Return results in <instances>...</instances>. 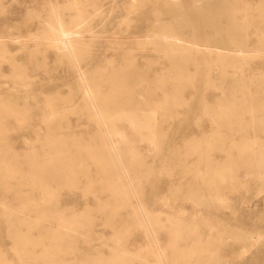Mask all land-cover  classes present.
I'll return each mask as SVG.
<instances>
[{"label": "bare ground", "instance_id": "obj_1", "mask_svg": "<svg viewBox=\"0 0 264 264\" xmlns=\"http://www.w3.org/2000/svg\"><path fill=\"white\" fill-rule=\"evenodd\" d=\"M116 1L109 0V6L115 5ZM186 4L184 0H164V11L172 14L174 22L178 23L176 25L167 22L161 15V10L154 4L151 10L155 15V20L151 23L153 26L146 33L142 30L144 34H142V38L138 39L139 43L149 44L159 54L168 56L167 69L162 67L158 75L150 81H148L143 70H136L141 77L137 81L134 77L128 76L124 69H112L110 73L103 76L104 79L110 81L111 86L107 93L102 94L98 89V84L89 83L81 64L85 46L90 43L87 40H95L96 35H98L91 25V15L96 14L102 5L96 0H67L64 4L54 1L48 3L46 15L42 21L44 28L38 33H32L29 38L35 41L39 52L47 53V50L51 49L58 64L67 63L78 74L81 80L78 88L82 90V103L76 109L86 111L87 119L94 121L103 128L100 135L105 137V140L94 138L93 134L89 133L63 134L58 132L57 130L69 126V124L62 123L64 113L55 107L56 102H50V105L54 106V113L46 125L50 130L47 142L52 145V149L47 153L44 162L37 159L35 154L19 157L9 148H4L2 132L0 131V200L3 202L2 215L8 218L7 223L2 227L11 239L10 247L20 256L22 264H29L30 261L35 260H41L47 264H65L64 256L68 254H75L78 257V260L72 264H115L118 259L128 261L134 256L131 252L119 247L120 237L113 239L112 247L116 249L113 260L104 258L102 253L94 256L79 249L78 241L80 238L88 242V228L85 227V224L90 222L87 220L88 213L68 212L66 208L61 207L60 198L61 196H71L70 190L79 189L81 185H84L81 187L84 194H99L105 190L110 192L100 207V210L103 211L109 208L105 212V222L110 226L115 227L117 225V217L122 214V209L126 211L127 220L130 219L145 226L153 237L158 250L155 263L178 264L169 258L157 240L156 228L159 225L162 226L161 219L152 217L141 203L133 206L131 210L127 209L126 187L134 190V178L139 177L140 174L148 175L150 166L145 162L136 145L128 144L125 141L118 144L114 141L113 136L117 133V130H114L116 127L113 123L115 119H129L139 130L138 134H142L140 129L145 128L147 130L146 135L152 138L160 148L161 137L164 136V133L159 128L158 120L161 119L166 122L173 116L174 108L177 105L190 104L191 107L202 108L203 113L209 114L219 127L225 129L224 133L221 131L202 133L200 140H190L183 149L171 151L173 156L200 153L208 159L206 163L208 170L206 171H200L197 166H186L180 160L176 165L180 175H190L194 178L193 183L206 185L210 189L209 196L207 195L208 200L220 199L218 190L222 185L233 188L238 183L249 182L264 176V141H260V146L254 148L247 140L234 139L231 132L234 126H238L246 132L249 130L264 133V83L260 84L254 80L248 84H241L240 82L236 92L226 93L224 91L223 99L210 101L203 98L198 103L194 100L189 101L179 91L183 85H195V77L191 71L196 73L198 68L193 70L190 68L203 60L210 63L218 61L221 65L222 75H225L232 69H246L247 65L257 62L256 60L261 55L264 56L262 47L254 48L241 43L243 34L257 23V19H254L252 4L244 0H190L188 6ZM89 7L92 8V11L89 10ZM121 12L123 11L121 10ZM224 13L227 16L226 19L221 17ZM182 23L191 24L192 30L186 32L181 29ZM208 27H213V31H210ZM87 35L90 38L87 37V39ZM7 38L12 40L14 36L0 33V57H7ZM165 70L177 73L184 71L188 75H180L184 82L175 85L174 90L172 89L170 93L164 90V100L152 105L149 100L151 90L149 91L148 88H164ZM262 74L264 75V71ZM144 81L147 82L143 83ZM251 85H254L259 91L251 92ZM238 92L240 95L237 94ZM69 102L71 101L61 100L59 103ZM2 113H11L17 116L22 113L21 103L0 97V118ZM139 113L144 114L145 121L141 120ZM193 118L194 123L192 124L197 126L200 117L195 116ZM181 130L179 128V131ZM227 144L239 152V162L236 165L227 162H213L211 159V152L215 147L226 149ZM226 151L229 149L227 148ZM171 164L168 165L170 171L173 169ZM258 168L263 170L258 171ZM193 192L195 191L192 189L188 190V194ZM194 196L197 199L200 198L198 195ZM202 197L204 198V196ZM116 200L119 201L118 204L113 203ZM54 220H56L55 223H53ZM168 221L175 237H178L183 227L191 228V232L196 235L202 233L200 225L196 223L184 225L175 217H169ZM22 222L27 224L28 230L26 232L20 228L19 224ZM34 229L38 231L36 236L32 233ZM140 246L139 249L142 247ZM195 251L197 258L193 262L194 264H226L225 260L217 253V245L212 239L203 242L198 239ZM191 263L186 259L183 264ZM0 264H9L1 247Z\"/></svg>", "mask_w": 264, "mask_h": 264}, {"label": "rangeland", "instance_id": "obj_2", "mask_svg": "<svg viewBox=\"0 0 264 264\" xmlns=\"http://www.w3.org/2000/svg\"><path fill=\"white\" fill-rule=\"evenodd\" d=\"M50 1L64 4L67 0H1L0 5V33L14 36L12 40L7 38V57H0V97L10 99L12 102H20L22 107V113L17 116L11 113H2L0 131L2 132L3 146L9 148L19 157L35 154L41 162L45 161L47 153L52 149V145L47 142L50 130L46 125L54 113V106L50 105V102H56L55 107L64 113L62 123L69 124V126L57 130L58 132L63 134L89 133L93 134L94 138L105 140V137L100 135L103 128L94 121L88 120L86 111L76 109L82 103V90L78 88L81 80L78 74L67 63L58 64L51 49L47 50V53L39 52L35 41L29 38L32 33H38L44 28L42 21ZM150 1L155 2L153 3L161 10V15L167 22H172L173 25L178 24L174 22L171 13H165L164 0H117L113 6H109V0H96L102 6L96 14L91 15V25L98 35H96L95 40H87L90 43L85 46L81 64L89 83L98 84V89L102 94L107 93L111 86L110 81L104 79L103 76L110 73L112 69H124L128 76L134 77L137 81L141 77L136 70H143L148 81H150L158 75L162 67L167 69L168 56L159 54L149 44L138 42V39L142 38V34L153 26L151 23L155 20V15L151 12L154 4ZM184 1L188 6L190 0ZM244 1L252 4L254 19H257V23L243 34L241 43L249 47H262L264 49V0ZM89 10L92 11V8L89 7ZM131 16L133 17L131 18ZM136 16L141 20L137 21L139 18ZM221 17L222 19L227 18L225 13ZM109 20L110 22H108ZM113 22L115 23L113 24ZM137 25H141V27ZM181 26L180 28L186 32L192 30L191 24L182 23ZM208 28L213 31V27ZM86 34L89 33L86 32ZM87 37L90 38L89 35ZM97 49L103 50V52ZM256 61L247 65L246 69H232L229 73L222 75L221 65L218 61L210 63L203 60L196 66L189 67L191 70L198 68L196 73L191 71L195 77V85H183L179 91L189 101L194 100L198 103L203 98L210 101L221 100L225 96L224 91L226 93L236 92L240 82L241 84H248L254 80L263 84L264 56L261 55ZM180 75L188 74L184 71L177 73L165 70L164 88H148L149 91L151 90L149 100L152 105L164 100V90L170 93L172 89L174 90L175 85L184 82ZM250 91L256 93L259 89L251 85ZM237 94L240 95L239 92ZM61 100H70L71 102L62 104L59 103ZM202 111V108L191 107L190 104H180L174 108L173 116L166 122L161 119L158 120L159 128L164 133V136L161 137L160 148L152 138L146 135L147 130L145 128L140 129L142 134H138L139 130L129 119L114 120L113 123L116 126L114 130H117L113 136L114 141L118 144L125 141L128 144L136 145L143 155V159L150 166L148 175L140 174L139 177L134 178V190L126 187L127 209L131 210L133 206L141 203L152 217L161 219L162 226H157L156 237L162 249L166 251L174 263L183 264L187 259L192 262L191 264H194L193 262L197 258L195 253L196 241L200 239L203 242L212 239L217 245V253L225 260L226 264H264V176L249 182L238 183L233 188L222 185L218 190L220 199L212 201L207 199L210 189L206 185L195 184L193 183L194 178L190 175L182 176L178 173L176 165L179 160L186 166H197L200 171H206L208 170L206 166L208 159L200 153L173 156L172 150L183 149L190 140H200L202 133L225 132V129L219 127L209 114ZM139 116L141 120L145 121L143 113H139ZM195 116L200 117L197 126L192 124ZM179 128L182 130L179 131ZM231 132L234 139L247 140L254 148H258L260 141H264V133L261 131L248 130L246 132L244 129L234 126ZM227 148L229 151H226ZM226 149L215 147L211 152L212 161L236 165L239 162V152L229 144L226 145ZM169 164L173 166L171 171ZM262 170V168H258V171ZM83 186L81 185L79 189L70 190L71 196H61L60 198L61 207L66 208L68 212L88 213L87 220L90 222L85 224L86 229L88 228V242L80 238L78 241L79 249L94 256L102 253L104 258L113 260L116 254V249L112 247L113 239L120 237L119 247L131 252L134 256L128 261L118 259L115 264H157L155 263L158 254L156 243L145 226L136 221L127 220L124 209L121 211L122 214L117 217V225L115 227L110 226L105 222V212L109 208L104 211L100 210L110 192L105 190L99 194H84L81 191ZM189 189L195 192L188 194ZM194 195H198L200 198L197 199ZM192 202L196 204L194 205ZM2 203L0 200V247L4 250L5 259L9 264H22L20 256L10 247L11 239L2 227L8 220L6 216L2 215ZM113 203L118 204L119 201L116 200ZM169 217L178 218L184 225L196 223L200 225L202 233L196 235L191 232V228L183 227L178 237H175L170 228ZM55 222L56 220L53 221V223ZM19 225L23 232L28 230L26 223L22 222ZM32 233L36 236L38 231L34 229ZM139 245L142 246L140 249ZM77 260L78 257L75 254L64 256L65 264H72ZM29 264L47 263L35 260L30 261Z\"/></svg>", "mask_w": 264, "mask_h": 264}]
</instances>
